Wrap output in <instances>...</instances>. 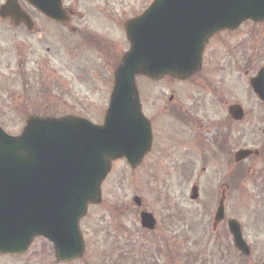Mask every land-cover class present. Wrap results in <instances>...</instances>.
<instances>
[{"label": "rangeland", "instance_id": "1", "mask_svg": "<svg viewBox=\"0 0 264 264\" xmlns=\"http://www.w3.org/2000/svg\"><path fill=\"white\" fill-rule=\"evenodd\" d=\"M65 1L66 4L75 3V0ZM139 1L79 0V3H76L79 7V17L74 19L75 25L79 27L78 33L72 37L65 36L62 46H48L49 52H45L46 46L39 47L40 51H26L24 54L29 53L26 58L28 57L29 61L33 62V64L28 65V69L35 70L37 69L36 64L42 65L43 62L47 65L44 67L42 76L48 78V76L45 77L48 71L50 75L49 89L53 93L59 92L57 82L62 83L60 89L64 94V103L63 107L59 109L55 107L44 109L38 105L40 100L37 102L34 100V96L36 98L38 95L32 94L29 104L24 106H19L18 102L9 105L2 104V106L0 105V124L5 127L6 132L13 135L18 134L24 125L23 118L26 113L40 114L45 113V111L56 112L57 110L59 114H74L87 118L93 123H101L111 91L112 69L114 70L119 55L126 49L125 41L122 40V21L138 12V8L134 9L140 6ZM144 1V4L149 2V0ZM249 26L251 27L249 24L243 26L246 33L250 30ZM252 30L255 34L257 31L263 34L264 26L254 27ZM89 33L104 39L106 42L113 43L112 46L108 45V49L98 50L97 45L103 48L100 44L101 41L90 34V42L93 41V36L100 41H95L93 44L97 45L93 47L87 40ZM240 36L246 37L242 33L238 35V37ZM253 37L259 36L254 35ZM20 38L32 46L33 41L25 36ZM253 39L250 42L251 49L255 41V38ZM248 44L249 39H246L243 43V50L248 48ZM258 44L264 45V37L259 39ZM213 46L216 48L217 43ZM213 46L208 50L205 73L194 85H204L203 79H210L212 84L220 86L221 91L225 94L233 96L238 93L239 97L245 98L247 82L242 75L233 70L228 74L222 73L220 76L210 73L214 62L212 55L215 48ZM259 51L256 68L259 65H264V46ZM217 52L218 54L224 53L222 49L221 52ZM234 54L237 52L234 51ZM137 85L140 89L141 100L144 97L143 100L147 103L150 111L158 108L157 105H161L163 101V103L166 102L163 99L168 95L170 89L180 93L177 96L179 103L185 101L180 98L186 99L187 94L191 92L189 83H177L168 80L149 83L140 79ZM38 88H40V84ZM197 91L201 90L198 88ZM4 96V92L0 91V98ZM39 97L44 101L43 95ZM54 102L53 99L49 98L50 105ZM194 102L192 98L186 100L183 107H189L193 115L201 119L203 123L208 122L209 118H214V120L221 118L218 110H213V112L210 110L212 105L208 102L201 101L197 104ZM248 103L254 107L253 103ZM14 105L18 107H14ZM258 109L261 111L257 106L256 110ZM204 115L209 117L208 120L204 119ZM153 119L156 127L171 123L168 117L159 113ZM170 128L171 130L163 138L169 141L170 146L175 145L177 147L178 154L173 150L174 159L181 158L178 155H184L182 166L177 164L175 169L168 171L171 158L170 155L164 154L168 150L163 152L158 148L150 154L142 167L134 170H131L125 161L114 163L110 174L102 184V203L99 206L91 207L86 218L80 224L86 249L83 258L73 264H116L115 261L122 263V257H124L123 264H132L131 259H135L136 262L138 259L140 264H176L172 260L171 251L174 252L176 249L171 239L175 237L174 243H176L177 248H181V246L185 248L176 238L180 230L184 231V234L190 239L191 244L186 248L192 249L194 252L200 251L197 264H243L241 259L237 260L234 252L230 255L227 248H222L221 251L224 253L221 254L217 253L218 250L206 247L208 242L206 235L208 231L204 225L206 218L200 214L198 203L189 200L190 189L194 185L198 186L199 198L219 197V194H216L217 187L220 183L225 182L224 175L228 168L227 162L225 163L226 167H224L222 158L215 156L213 158L206 157L207 162L201 163L200 152L196 150L195 146L197 142L188 143L191 139V133L184 128H176L174 123L170 124ZM204 129L203 137L205 139L211 138L213 132L211 129L209 130V126L204 125ZM164 130L167 131L166 128ZM262 131H264V118L262 123L256 117L252 126L242 125L239 128V135L234 134L239 143L233 149L259 147V141L264 136ZM189 145L191 146L189 147ZM247 165L251 166L249 171L246 170ZM260 165V160H250L243 166L244 169L242 170L246 173L241 175L239 184L233 186L230 194L231 198L236 201L229 204L231 206V203H239L238 217L245 226L243 229L245 238L253 246L250 261L255 264H259L264 256V227L255 228L252 225L254 213L252 207L254 204L251 202V198L254 197L257 189L255 190L250 179V171ZM201 166L205 168L204 171L201 170ZM178 167L181 169L178 170ZM135 195L142 198V208L154 216L157 223L155 232L148 233L141 229L138 218L139 211L135 209L132 203V197ZM177 210L182 213L181 222H178V219L176 220L174 217ZM189 212H193L194 215L189 216ZM234 212L232 211V213ZM190 224H194L195 227L191 229ZM224 240L229 245V240L227 238ZM34 248L39 252L38 259L33 257L30 264H55L52 263L53 254L50 245L39 241L34 245ZM115 248H119L121 251L117 252L116 250L115 252ZM111 252H113L114 258L111 257ZM182 255L181 251L179 254L175 253L178 262ZM170 257H172L171 260ZM0 264L25 263L22 259L0 256Z\"/></svg>", "mask_w": 264, "mask_h": 264}, {"label": "water", "instance_id": "2", "mask_svg": "<svg viewBox=\"0 0 264 264\" xmlns=\"http://www.w3.org/2000/svg\"><path fill=\"white\" fill-rule=\"evenodd\" d=\"M12 10L8 3L0 15ZM248 19L264 21V0H155L125 25L130 48L114 72L101 125L74 116L30 117L19 136L0 129V253L20 254L35 236H43L53 243L58 262L81 257L79 222L90 204L100 203V185L111 162L125 157L136 167L150 149L136 76L188 78L200 69L212 34ZM252 86L262 96L263 79ZM249 154L239 151L236 160ZM134 202L139 205L140 199ZM141 223L154 226L146 213H141ZM230 230L243 249L237 228L231 225Z\"/></svg>", "mask_w": 264, "mask_h": 264}, {"label": "flooded vegetation", "instance_id": "3", "mask_svg": "<svg viewBox=\"0 0 264 264\" xmlns=\"http://www.w3.org/2000/svg\"><path fill=\"white\" fill-rule=\"evenodd\" d=\"M5 1L6 0H0V5ZM16 1L30 19L29 25H31L32 29L28 30L24 24H19L14 27L11 25L9 20L0 21V88L8 90L7 98L10 99L9 104H16L18 102L19 106H24L25 104H29L32 94H35L38 95V97L35 98L34 96V100H36V102L37 100H40L38 105L42 106L44 109H51L54 107L56 109L62 108L63 93L60 89L62 83L57 82L59 92L53 93V91L49 89L50 75L48 74V71L45 75V77L48 76V78H44L42 76L44 67H47V65L44 64L45 62H43L42 65L36 64L37 69L30 70L26 68V66L28 67V65L33 64V62H30L28 57L25 58L28 54L24 53L26 51L33 50L40 51L39 47L42 46H46L45 52H49L48 46H62L66 32H75L77 29V27L73 26L72 20L76 16L78 7L74 4H66L65 0H46V4L50 9L57 11L62 9L63 14L64 12L68 14L70 20L66 23H62L51 20L48 16L38 12L33 4L28 0ZM237 32L238 29L233 32L220 33L209 40L208 46H210L218 36L233 35ZM22 36H25L27 39L33 41L32 46L29 42L22 40L20 38ZM229 56L231 57L229 61L232 62L233 67L237 69V74L241 68L243 69L244 75L249 74L250 70L248 68L251 66V58L249 59V56H241L240 54H230ZM39 84L40 88L37 89ZM203 89L204 91L198 93V99L194 95V92H192L195 99L198 102L203 100V102H208L212 105V109L210 108V110H212V112L213 110H218L221 116L220 119L214 120V118H209L207 115H204V119L208 120L209 118V120L208 122L203 123L201 119L194 116L190 110H186L181 103L174 101V91L170 90V95L167 96V103H163V101L161 105L157 106V110H154L156 113L151 110L150 121L156 114H163L165 117L169 118L168 120L171 123L178 124L191 133V139L188 143L192 144L193 142H197L195 145L196 150H201V152L203 151L209 154L212 158L220 156L223 162L222 165L227 162L228 172L225 177L226 182L222 183L220 186L225 187L221 193L225 194V191L228 190L227 196L224 198V219L220 222H215L214 219L220 198L197 199V202L200 204V214L206 218V221L204 222L205 229L208 231L206 234L208 239L206 247H210L213 250H222V248H224L222 241H224L225 238L230 240V235L228 233V221L230 219H236L238 211V204L231 203V206L234 207L229 206L230 202L236 201L230 196V190H233L234 186V182H232L231 179H233L236 172H239L241 168H244L243 166H245V164H247L250 160H260L264 168V148H257L259 152L257 156H251L242 163H235L233 161V155L236 149H233V147L238 145L239 141L234 134L237 133L239 135V128L242 125H253V120L256 118L255 112L251 107L239 101L238 93H235L233 96H229L223 91L215 90L209 86H203ZM251 94L252 92L248 90V99L253 98ZM40 95H43L44 101H42V98L40 99ZM49 98L55 101L51 105L49 103ZM3 103H5V101H3ZM236 104L240 105L243 110L244 118L241 121L232 119L229 114V108ZM14 107L18 106L14 105ZM147 111L149 112L150 110L147 109ZM35 114L39 116H58L57 114H59V112L56 110V113L45 111V113ZM259 120H261V117ZM204 125H208L212 129L213 134L209 140L202 139ZM190 146L191 145H189V147ZM156 148L162 150L163 152L168 150L164 154L170 155L171 169H175L177 164H182V160L173 158L175 156L173 154V150L177 153V147L175 145L170 146L169 141L166 138L158 135L157 140L155 136L153 137L152 148L143 159L140 167L143 166L147 158ZM205 153H202L201 155L202 163L207 161L205 158L208 157V155ZM250 168L251 166L247 169ZM204 170L205 168L202 167V171ZM253 185L259 190L258 193L260 196H254L251 198V201L254 204V207H252V211H254L252 225L255 228H259L264 227V218H262L264 215V175L257 177L255 181H253ZM232 211L235 212L232 213ZM194 227L195 225H193L192 229ZM38 241H42V239L34 240L32 247ZM227 247L230 248L231 246L228 245ZM38 254V250L28 251L22 256L13 258L23 259L25 264H30L33 257L38 259ZM252 264L255 263L252 262Z\"/></svg>", "mask_w": 264, "mask_h": 264}]
</instances>
